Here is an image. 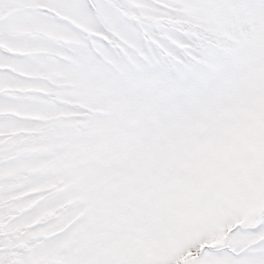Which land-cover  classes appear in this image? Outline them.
I'll return each mask as SVG.
<instances>
[{"label":"snow or ice","instance_id":"6c2138e0","mask_svg":"<svg viewBox=\"0 0 264 264\" xmlns=\"http://www.w3.org/2000/svg\"><path fill=\"white\" fill-rule=\"evenodd\" d=\"M0 264H264V0H0Z\"/></svg>","mask_w":264,"mask_h":264}]
</instances>
